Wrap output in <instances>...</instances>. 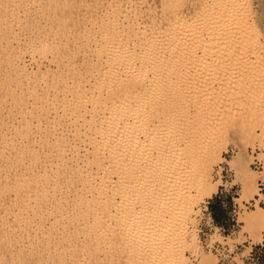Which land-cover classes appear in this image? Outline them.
I'll list each match as a JSON object with an SVG mask.
<instances>
[{"label": "rangeland", "instance_id": "rangeland-1", "mask_svg": "<svg viewBox=\"0 0 264 264\" xmlns=\"http://www.w3.org/2000/svg\"><path fill=\"white\" fill-rule=\"evenodd\" d=\"M139 1L141 0H0V264H131L133 255L129 253L127 247L133 242H138L139 239V243L143 247L142 250L145 249L146 254L155 255L151 257V260L145 261L146 264H169L167 256L157 255L160 251L174 244L176 238L171 236L172 233L157 236V232L160 233L158 229L162 230L161 227L156 229L157 232L150 233V228L153 226L151 218L147 220V225L138 220L132 221L133 216L129 213H126L121 220H111V216L118 215L119 212L117 209H110L109 212H104L103 216L101 215L103 228L96 229L95 221L89 214L90 212L82 210L77 205L80 201L78 200L79 197L85 194L82 186L84 181H87V177L91 178V181L93 180L91 182L88 179V182H90L91 188L93 185L94 189L91 195L90 193L85 194L86 200L90 201L93 197L94 202L99 200V204L106 203L112 194L109 191V185H106L108 190L104 186L106 190L102 188L104 189L102 191L101 187L106 182L103 178L106 175L110 176L113 170H117L116 173L120 172V174L126 173L125 171H128L130 164L132 163V166L133 162L136 161L135 155L132 153L131 155L127 152V154L124 153L125 157L133 155L132 157L128 156L127 159L124 157L126 160L120 157L121 151L119 152L118 147V150L115 149L117 153L119 152L117 158H122L119 164L125 163L122 166L116 165L119 159L115 157L116 155L112 158L104 145L100 144V141H95L100 134L98 135L94 130L98 128L99 121L105 119L101 117L102 115L109 118L110 113L112 115L116 111L115 108L110 109L109 106L113 99L112 93L105 92L103 87L104 90L100 89L102 86L100 83L103 84L101 79L107 76L115 82L114 80L119 78L117 76H120L116 80L117 86L120 84L122 86L124 83L128 86L129 84L127 85L128 82H126L127 76L129 77L128 72L131 70L129 72L131 73L132 70L138 68L136 65L137 68L134 66L133 69L130 68L129 70V67L123 66L121 63L115 66L114 63L105 61L107 56L104 55L109 53L108 49L113 48L112 43L109 42V37L111 38L113 35L114 21L117 23V18L124 21L125 17L129 15L128 9L135 7V9L143 11H141L142 16L138 17L140 25L138 27L143 28L146 23L149 24L152 20L158 22L161 27L173 23H170L171 8L167 9L168 4H166L167 8H164L167 0H142L141 2L144 1L143 4ZM201 1L203 0H179L178 2L181 17L190 23H185L183 26L178 24L177 28L183 32L179 33L181 42L179 40L177 44L181 43L187 46L188 50L186 49L187 53L184 52L185 46L181 44L178 45H181V49L184 48L178 49L180 47L176 46V43L166 46L167 49L159 47L155 50V54L159 53L157 55L159 61L156 62L159 65L155 63L156 66L147 67V69L156 67L157 70L155 68L153 70H156L157 73L149 69L144 84L148 92L143 93L144 91H142L143 97L146 94L145 100L147 102H145L149 104L147 105L148 109L151 105V110L147 109L148 112L144 114L148 118V124L146 123L147 127L141 131L142 133L137 128L139 133L135 134L137 138L139 137L138 139L144 140L143 137H148L150 132L154 135L151 136L156 144L153 140V142L151 141L152 138L148 139L156 145L157 149L172 142L171 145H179L178 149L181 150L182 148L181 151H184L185 155L187 154L184 155L187 157L185 159L190 158L189 161L185 160L186 162L183 164L185 168L179 175L181 184L175 193H181L180 196L186 195L181 200H185L187 205H191L193 197L196 195L195 188L202 166V160L198 155L200 145L202 142L208 141V139L204 140L205 135L201 134L204 129L202 126L214 116L217 117L215 121H224L229 116L226 114L230 111L233 116L231 115L232 117L230 116L229 119L234 116L238 117L241 105L239 106L237 102H240L238 99H241L242 96L237 97L233 90L237 89L238 86L250 89L252 83H255L257 75L261 78L264 76V0H247L246 5V2L235 3L232 9H234L236 18H233L234 15L232 18L227 17L225 22H222L224 19L222 21L220 19V23L225 24L226 31L224 32H228V34L219 32L223 34L219 35L218 33L219 36L217 34L213 36L215 32L211 29L210 31L214 34L208 35L210 31L207 32L209 28L204 21H202L204 25L202 23L196 24L199 21L198 14L201 15L200 10L203 5ZM115 3L120 6L119 9H122L119 14H125V17L113 13V9L116 7ZM134 4L135 6H133ZM209 4L213 5L214 11L216 8L219 10L220 7L225 8L228 5L225 0H209ZM107 7L108 9H106ZM212 7L210 6V10ZM111 9L112 12L105 15V12H110ZM163 9L167 10L164 11ZM212 13L216 14V12ZM110 14L117 18L113 19ZM194 14L198 16L195 17L198 19L197 22V19H193ZM112 20L114 21L112 22ZM192 20L196 23L194 24ZM103 25L105 26L103 27ZM106 26L107 29H105ZM101 27L106 30V33L102 32L104 30H101ZM109 29H111L112 34ZM108 31L110 34L107 35ZM181 35H185L184 38ZM191 36L194 40L191 39ZM210 37L212 41L216 38L215 45L223 46L219 47L220 50L217 48L216 53L218 55L216 53L211 55V53L208 54L209 52L206 53V50L205 52L202 50L204 44V46H209L208 42L213 45ZM208 38L209 41H207ZM221 41L223 43L226 41L227 44H222ZM194 45L200 48L195 49ZM231 45L234 46L232 50ZM193 47L196 51L193 50L191 53ZM219 51L221 52L219 53ZM176 52L181 55V59L175 57L178 55ZM222 53L224 55L226 53L225 59ZM194 55L196 59L192 60ZM209 55L211 56L209 57ZM187 56L188 59H186ZM223 61L227 63L225 62V64ZM17 64L18 66L22 64L23 75L15 71ZM124 69L126 70L123 71ZM105 70L110 71L107 73ZM99 71L104 74H100ZM119 71L122 72L119 73ZM154 73L158 75L155 76ZM97 81L99 83H96ZM116 82L115 84H117ZM173 85L183 86L182 94H173L169 91ZM156 87H160V91ZM156 89H158V93H156ZM219 93H221L220 99L217 98ZM107 95L109 96L107 97ZM152 96H154L153 100L151 99ZM108 99L111 102L107 101ZM153 101L158 103L157 108L163 106L164 111L157 109ZM159 103L160 106H158ZM196 111L198 115L195 114ZM200 112L206 116L199 117ZM153 113L154 118L158 119L153 118ZM223 113H226V117ZM166 114L169 118L171 116L170 119L173 121L165 117ZM168 119L169 121H167ZM97 122L98 124H96ZM169 126L175 128L169 130ZM136 127L138 126L134 128ZM257 134L260 136L261 133L258 131ZM200 135L202 136L200 137ZM100 138L102 137L100 136L98 140ZM159 139L161 142L158 141ZM221 143L219 161L212 163L210 173L211 180L218 182L219 187L210 199H204L200 202L195 210L196 213L192 215L193 223H186L187 233H194L197 239V249L195 248V252L192 253L190 251L184 252L186 261L183 264H201L203 262L201 255L212 258L213 264H264L263 253H259L257 261L247 260L251 248L262 242L264 228L261 229L258 239L253 236L254 233L246 227L243 221L245 215L253 210L255 205L264 209V203L254 202L244 195L243 180L247 178L243 167L244 163H241L240 168L232 164L233 158L241 153L242 146L233 135L232 129ZM92 145L93 147H91ZM96 146L104 148L105 155L103 153V157L106 160L100 162L102 167L100 165L95 166L96 163L94 164L92 159L95 156L93 150L98 149ZM206 146H211V144L208 142L205 144ZM256 148L261 151L262 155L264 137L253 140V144L246 148V156L250 159L249 167L255 172V185L260 196L257 185L258 179L264 175V171L258 175L251 166V155ZM98 150L95 151L96 154L102 155ZM128 150L127 147L126 151ZM115 151H113L114 154ZM107 153L111 158L106 155ZM115 158L117 160H114L116 163L113 166L109 162L113 163ZM145 161L140 163L143 164ZM33 174L34 176H31ZM111 178L117 183V174L111 175L110 181ZM34 180H36L35 183ZM98 180L104 182L103 185ZM97 181L98 183H96ZM29 182L32 183H30V187L28 186ZM19 183L22 185L25 183V188L29 187L30 189L18 191V189H24L21 184L16 186ZM130 191L123 192L125 196L129 194L133 196V192ZM96 194L99 196L97 197ZM121 194L122 191L119 192V195H114L118 202L126 198ZM122 196L123 198H120ZM140 196L142 195L140 194ZM259 196L256 197L257 200ZM169 204L164 205L165 217L167 218L165 220H168V224L164 227H167L168 232H173V228L178 226L181 218L176 201ZM100 206L95 207L99 209ZM136 206L139 209L138 204ZM212 213L215 215L214 218ZM98 229L101 230L97 233L96 230ZM103 230L104 233L107 231L108 237L102 234ZM108 231L112 232L113 235ZM137 235L141 236L138 238ZM186 240L189 242L190 238L187 237Z\"/></svg>", "mask_w": 264, "mask_h": 264}, {"label": "bare ground", "instance_id": "bare-ground-1", "mask_svg": "<svg viewBox=\"0 0 264 264\" xmlns=\"http://www.w3.org/2000/svg\"><path fill=\"white\" fill-rule=\"evenodd\" d=\"M105 1V0H104ZM111 1V0H110ZM113 1V0H112ZM137 1V0H136ZM142 1V0H141ZM141 1H139V3L141 2ZM163 1V0H162ZM164 1H166V0H164ZM181 1V0H180ZM211 1V0H210ZM224 1V0H223ZM129 2V1H128ZM144 2V1H143ZM143 2H141L142 4H143ZM167 3H165V7L164 8H167L166 7V4H168V8L167 9H169V8H171L170 10H171V12L169 13V14H172V18L171 17H169V18H171L170 19V23H172V24H170V25H168V26H165V27H161L160 25H159V23L158 22H156L155 20H152L149 24L148 23H144L145 24V26L143 27V28H141V27H138V26H140L139 25V23H138V17L140 16H142L141 15V13L143 12L142 10H140V9H135V7L134 8H130V9H128V14L129 15H127L126 17L124 16L125 14H119L120 13V10H122V9H119V5L117 6V4L115 3V8L113 9L114 11H113V13H115L116 15H117V13H118V15L117 16H122V17H125V20L124 21H122L120 18H117V17H115V16H113L112 14H110V15H112L113 16V19H115V18H117L118 19V21H119V19H120V22L118 23V21H117V23L114 21V20H112V22L114 21V26H113V24L111 25V26H113V28H112V31H113V35L111 36V38L109 37V36H107V37H109V42H111L112 43V46H113V48L112 49H108V51H109V53L108 54H106V53H104V54H106V55H104V56H107V58H105V59H107V60H105V61H110V62H112V64L114 63L115 64V66L117 65L118 66V64H123V66L125 65V66H127V67H129V70H130V68L131 69H133V67L134 66H136V65H138V68H137V66L135 67V68H137V70H132V72L131 73H129L128 72V74L127 75H129V77L127 76V75H125V76H127V79H126V82H128L127 83V85L128 86H126V84L124 85H122V86H117L118 85V82H116V80L117 79H119L120 78V76H117V77H119V78H117L116 80H114L117 84H115V82H113V80H111V79H109V77H107L106 75V77L105 78H102L101 79V81H102V83L103 84H101L100 83V85H102L101 86V88L100 89H103L105 92H109V93H112V95H113V99H112V102H111V100H107V101H110L111 102V104L109 105L110 106V109H116V111H114L113 113H112V115H111V113H110V115H109V118H106V116H101L102 118H105V119H103V120H101V122L99 121V124H98V122L96 123V124H98V128L96 129L95 127V130L94 131H96V133L99 135V137L101 136L102 138H100V140H98L99 139V137L97 136V134H95L96 136H97V138L98 139H96L95 141L97 142H101L100 144H103L104 145V147H105V149L106 150H108V152L110 153V155L112 156V158H113V156H115L116 158L117 157H119V154H121L120 155V157H125L126 155L124 154V153H128V154H130L131 155V153L133 154V155H135V160L136 161H134L133 163V165L131 166V164H130V167H129V169H128V171H125L126 173H121L120 174V172L119 173H116L117 172V170H113V171H111L113 174L115 173V174H117V177H118V181H117V183L116 182H114L113 180H112V178H111V181H110V177H111V175H113L112 173H108L110 176H108V175H106V177L105 178H103V180H105L106 182H105V184L103 185L102 183H104V182H100L99 180H100V178H102V177H100L99 178V182L103 185V187H101L100 185H98V186H100L101 187V189L102 188H104L105 190H106V187H107V190H108V186H106V185H109V188H110V193L112 194V196L106 201V203H100L99 204V200H98V202H96V200H95V202L93 201V197H92V199L90 200V201H92L91 203H90V201H87L86 199H87V197L85 196V194L87 195V194H89L90 193V195H91V192H92V190L94 189L93 188V185H92V188H91V185L89 184L90 182H88V179H90V181H91V178H89V177H87V181H84V184H83V186H82V190H83V192L85 193V194H83V196L82 197H79V199L78 200H80L79 201V203L77 204L78 205V207H80L82 210H85L86 212H90L89 214L90 215H92L91 217H93V219H94V221H95V228L97 229V228H99V227H102V220H101V215L103 216V213L104 212H109V210L110 209H117L118 210V212H119V214L118 215H116V214H114V215H112L111 216V220H121L125 215H126V213H129V214H131V216H133L132 217V221H136V220H138L140 223H142V224H145V225H147L148 223H147V220L149 219V218H151V221H152V224H153V226H151V228H150V233H155V232H157L156 231V229H158L159 227H161V229L162 230H159L158 229V231H160V233L159 232H157V236H159V235H165V234H171V236L173 237V236H175V238H176V240H175V243L174 244H171L170 246H168L167 247V249H164V250H162V251H160L159 253H158V255L157 256H167V260H169V264H183V262H185L186 261V259H185V255H184V252L185 251H190L191 253L192 252H195V248H196V246H197V243H196V241H197V239H196V237L194 236V233H187V228H186V223L187 222H192V220H191V218H192V215H194L196 212H195V210L198 208V205L200 204V202L201 201H203L204 199H210L212 196H213V194H215L216 192H217V187H219V183L218 182H213L212 180H211V166H212V163H215V162H217V161H219V158H220V153H221V149H222V143H221V141L222 140H224L225 139V137H226V135L228 134V132L232 129V132H233V135H235V137H236V139H237V141L240 143V145L242 146V148H241V153L238 155V156H236L235 158H233V165H235V166H237V167H241V163L243 162L244 163V165H243V167H244V170H245V172H246V176H247V178L246 179H244L243 180V184H244V195H245V197H248V198H250L251 200H254V202H257L258 200L256 199V197L257 196H259V194H258V192H257V189H256V183H255V172H253L251 169H250V167H249V162H250V159L249 158H247V156H246V148H247V146H251L252 144H253V140H257V139H260L261 137H264V76L261 78V77H259V75H257V77H256V81H255V83H252L253 85L251 86V88L250 89H247V88H241V87H237V89H235V90H233L234 91V93H235V95L237 96V97H240V96H242V98L240 99H238V100H240V102H237V103H239V106L241 107V108H239L240 109V113L239 112H237V110H235L237 113H239L240 115L238 116V117H236V116H234V117H236V118H230L229 119V117L232 115L233 116V114L231 113L230 114V112H226L225 114L228 116V117H226V115H225V117H226V119L224 120V121H222V122H217V121H215V119L217 118L216 116H214L212 119H210L209 118V120L210 121H208V123H206L205 125H200V126H202L204 129H203V132L201 133L202 135H205L204 136V140H206V139H208V141L206 142V141H204V142H202V144L200 145L201 146V148H200V150H199V157H200V159L202 160V162H201V171H200V175H199V179H198V181H197V185H196V188H195V193H196V195L193 197V202L191 203V205H187V204H185V200L184 201H182L181 199L184 197V196H186V195H184V196H180V195H182L181 193L179 194V193H177V194H175L176 193V190H178V186H180V179H179V175L181 174V172H182V170L185 168L184 166H183V164L186 162L185 160H187V161H189V159L190 158H188V159H185V158H187V157H184V151L182 152L181 150H183L181 147V150L180 149H178L179 148V145H177V148H176V145H171V143H167L166 144V146L165 145H160L161 147H159V145H158V149L156 148V145H154V143L152 144L149 140L150 139H148V138H152V136H154V135H152V134H150V132H149V134H148V137H143L144 138V140L142 139V140H140V139H138L137 138V136H135V134L136 133H142L141 131H144L145 129L144 128H146L147 126H146V123L148 122L147 121V117H146V115H144V114H146V112H148V110L150 109L151 110V105H150V107H149V109H148V107H147V105H149V104H147L146 102V100H145V95L146 94H144V97H143V94H142V91H144L143 93H146V92H148V91H146V89H145V78H147L146 76H147V72L149 71V69H147V67H153V66H156L155 65V63L156 62H158L159 61V57H157V55H159V53H157V54H155L156 52H155V50L156 49H159V47L161 48V47H165L166 49H167V47L169 46V45H175L174 43H176V46H178V47H180L181 45L182 46H185V45H183V44H181V43H178V44H181V45H178L177 44V42L180 40V42H181V39H179L180 37V32H183V30L181 31L180 30V28H177V26H178V24L179 25H184L185 23H190V22H187L186 20L187 19H185V18H182L181 17V13H179V7L180 6H178V2H179V0H167L166 1ZM201 2H203V5L201 6V15H199L198 14V16H196L195 14H194V18L193 19H197V18H195V17H198V19H199V21H198V19L196 20V22H194V20H192L193 21V23L195 24H198V23H202L203 25H204V22H205V25L206 26H208V31L207 32H209L210 31V29L212 30V31H214L215 32V34L213 33V32H209L208 33V35H212V33L214 34L213 36H215L216 34L218 35V33L219 32H224V31H226V29L224 28L225 26V24L224 23H222V22H225V20H226V18L227 17H230V18H232L233 17V15L235 14V12H234V9H232L233 8V6H235V3L237 4L238 2H241V3H245V5L247 4V0H225V2H227L228 3V5H226L225 6V8H222V7H220L219 8V10H217V8L215 9V11H214V8L212 7L213 5H211V4H209V0L207 1V0H203V1H201ZM121 3V2H120ZM119 3V4H120ZM212 3V2H211ZM232 3H234V4H232ZM240 3V4H241ZM133 4V3H132ZM239 4V3H238ZM111 5V4H110ZM113 5V4H112ZM146 5V4H145ZM242 5H244V4H242ZM245 5L243 6V7H245ZM106 6V5H105ZM131 6V5H130ZM133 6H135V4L133 5ZM137 6V5H136ZM138 6H139V4H138ZM150 6V5H149ZM185 6V5H184ZM183 6V7H184ZM210 6L212 7L211 8V10H213V11H211L210 10ZM240 6V5H239ZM144 7V6H143ZM110 8V7H109ZM113 8V7H112ZM146 8V7H145ZM148 8H150V7H148ZM147 8V9H148ZM178 8V9H177ZM187 8V7H186ZM106 9H108V7L106 8ZM146 9V10H147ZM166 9V10H167ZM173 9V10H172ZM126 10V9H125ZM146 10H144V11H146ZM164 11H166L165 9H163ZM105 11V10H104ZM107 11V10H106ZM142 11V12H141ZM147 11H149V10H147ZM112 12V9L110 10V12H105V15L108 13H111ZM126 12V11H125ZM211 12V13H210ZM212 12H216V14H213ZM148 13V12H147ZM207 13H210L209 15H207ZM114 14V15H115ZM212 14V15H211ZM104 15V16H105ZM109 15V16H110ZM149 16V15H148ZM182 16H183V14H182ZM190 16V15H189ZM106 17V16H105ZM139 17V18H140ZM152 18V17H151ZM191 18V19H192ZM233 18H236L235 17V15H234V17ZM103 19H105L104 17H103ZM116 19V20H117ZM220 19H221V21L224 19V21H222L221 23H220ZM109 20V19H108ZM111 21V20H110ZM189 21H191V20H189ZM202 21H204V22H202ZM103 23H105V22H103ZM102 23V24H103ZM107 23V22H106ZM142 23V24H143ZM101 24V25H102ZM105 25H103V27H104ZM221 26V27H220ZM109 28V27H108ZM105 29H107V26H106V28ZM182 29V28H181ZM225 29V30H224ZM100 30V29H99ZM101 30H104L102 27H101ZM106 30H104V31H102V32H104V33H106L105 32ZM109 31H111V29H109ZM108 31V32H109ZM112 31H111V34H112ZM103 33V34H104ZM180 33V34H179ZM222 33H219V35L220 34H222ZM225 33V32H224ZM223 33V34H224ZM108 34H110V32L109 33H107V35ZM222 34V35H223ZM225 34H228V32H226ZM218 35V36H219ZM181 36H183V35H181ZM185 36V35H184ZM184 36H183V38H184ZM192 37V36H191ZM209 37V36H208ZM212 37V36H211ZM210 37V40L212 39ZM228 37V36H227ZM182 38V40H184ZM196 38V37H195ZM214 38V37H213ZM223 38V37H222ZM226 38V37H225ZM229 38V37H228ZM191 39H193V37L191 38ZM217 39H218V37H217ZM220 40H222L221 38H219ZM101 40H103V39H101ZM106 40V39H105ZM108 40V39H107ZM186 40H187V38H186ZM194 40V39H193ZM196 40V39H195ZM215 40H216V38H215ZM215 40H211L212 42H213V45H211L212 43L211 42H208V45L209 46H202V50H203V52H205V50H206V53L207 52H209L208 54H210L211 53V55L213 54V53H216V51H217V48L219 49V47L220 46H222V45H220L219 47H218V45H215L216 44V41ZM219 40V41H220ZM226 40V39H225ZM185 41V40H184ZM187 41H189V39L187 40ZM192 41V40H191ZM191 41H190V43H191ZM207 41H209V38H208V40ZM215 41V42H214ZM219 41H218V43H219ZM229 41V40H228ZM107 42V41H106ZM193 42V41H192ZM222 42V41H221ZM110 43V44H111ZM184 43V42H183ZM187 43V42H186ZM194 43V42H193ZM206 43V42H205ZM211 43V44H210ZM224 43H226V41H224ZM223 42H222V44H224ZM104 44H106V43H104ZM108 44V43H107ZM106 44V45H107ZM185 44V43H184ZM188 44H189V42H188ZM200 44V43H199ZM198 44V45H199ZM207 44V43H206ZM227 44V43H226ZM191 45V44H190ZM196 45H197V41H196ZM196 45H194L195 47H196ZM167 46V47H166ZM226 46V45H225ZM110 47V46H109ZM175 47V46H174ZM177 47V48H178ZM187 46H185V48H184V52H186L187 53V50H188V48H186ZM198 47V46H197ZM195 48V49H198V48H200V47H198V48ZM223 47V46H222ZM221 47V48H222ZM230 47V46H229ZM234 47V46H233ZM232 45H231V50H232ZM170 48H171V46H170ZM173 48V47H172ZM182 48V49H183ZM191 48V47H190ZM174 49V48H173ZM178 49H181V47L180 48H178ZM178 49H177V51H178ZM181 49V50H182ZM187 49V50H186ZM194 49V47L192 48V51H191V53L193 52V50L194 51H196ZM226 49V48H225ZM227 49H228V47H227ZM162 50H164L163 48H162ZM161 50V51H162ZM172 50V49H171ZM186 50V51H185ZM220 50V49H219ZM230 50V51H231ZM159 51V50H158ZM175 51V50H174ZM198 51H200V50H198ZM226 51H228V50H226ZM234 51V50H233ZM105 52V51H104ZM160 52V51H159ZM172 53H175V52H173V51H171ZM179 52H181V51H179ZM183 52V51H182ZM181 52V53H182ZM203 52H202V54H203ZM221 51H219V53H220ZM229 52V51H228ZM236 52V51H235ZM177 54H178V52H176ZM176 54V55H177ZM184 54V53H183ZM182 54V55H183ZM194 54H195V52H194ZM217 55H218V53H216ZM223 54V56H224V59H225V55H226V53H225V55H224V53H222ZM228 54V53H227ZM102 56H103V54H101ZM188 56H190L189 54H187ZM193 55V54H192ZM204 55V54H203ZM211 55H209V57L211 56ZM220 55V54H219ZM179 56H180V58H179ZM185 57H186V54L184 55ZM187 56V58L186 59H188L189 57ZM206 56V55H205ZM208 56V55H207ZM213 56H216V55H213ZM229 56V55H228ZM230 56H231V54H230ZM234 56H235V54H234ZM237 56H238V53H237ZM175 57H178V59H181L182 57H181V55L180 54H178L177 56H175ZM201 57H203V56H201ZM200 57V59H202ZM217 57V56H216ZM196 59V57H195V55L194 56H192V60L193 59ZM227 58V57H226ZM229 58V57H228ZM227 58V59H228ZM177 58H176V60H178ZM210 59V58H209ZM213 59V58H212ZM214 59H215V57H214ZM218 59V58H217ZM223 59V58H222ZM190 60V59H189ZM211 60V59H210ZM219 60V59H218ZM217 60V61H218ZM232 60V59H231ZM101 61V60H100ZM103 61V60H102ZM101 61V62H102ZM161 61V60H160ZM195 61V60H194ZM222 61V60H221ZM227 61H229V60H227ZM98 62V61H97ZM197 62V61H196ZM214 62H215V60H214ZM224 62V61H223ZM226 62V61H225ZM224 62V63H225ZM230 62H232V61H230ZM229 62V63H230ZM233 62H234V60H233ZM108 63V62H107ZM227 63V62H226ZM225 63V64H226ZM157 64V63H156ZM109 65V64H108ZM157 65H159V64H157ZM21 66H22V64H21ZM20 65L18 66V64L16 65V67H15V71H17V72H19V74L20 75H23V69H22V67H21ZM103 66V65H102ZM105 66V65H104ZM123 66L121 65V68H123ZM110 67V66H109ZM120 67V66H119ZM126 68V67H125ZM155 69H156V67H154ZM153 68V69H154ZM102 69V68H101ZM107 69V68H106ZM127 69V68H126ZM126 69H124L123 71H125ZM153 69H150V70H153ZM112 70H113V68H112ZM111 70V71H112ZM122 70V69H121ZM128 70V69H127ZM157 70V69H156ZM155 70V71H156ZM104 71V70H103ZM105 71H107V70H105ZM110 71V70H109ZM109 71H107V73L109 72ZM154 71V70H153ZM154 71V72H155ZM100 72V71H99ZM120 72H122V71H119V73ZM113 73V72H112ZM156 73H157V71H156ZM99 74V73H98ZM100 74H104V73H101L100 72ZM122 74V73H121ZM155 74V73H154ZM156 75H158V74H155V76ZM111 77V76H110ZM124 77V76H123ZM99 78H100V76H99ZM112 78V77H111ZM114 78V77H113ZM116 78V77H115ZM151 78H153V77H151ZM156 78V77H155ZM123 79V78H122ZM124 80V79H123ZM149 80V79H148ZM100 81V80H99ZM99 81H97L96 83H99ZM100 81V82H101ZM149 82V81H148ZM253 82V81H252ZM120 83V82H119ZM152 83V82H151ZM150 84V83H149ZM148 84V85H149ZM99 85V84H98ZM151 85H153V84H151ZM150 85V86H151ZM160 85H162V84H160ZM97 86V85H96ZM125 86V87H124ZM157 86V85H156ZM244 86V85H243ZM103 87V88H102ZM119 87V88H118ZM144 87V89L142 90V88ZM249 87V86H248ZM149 88V87H148ZM151 88V87H150ZM152 88H154V87H152ZM156 88H159V91H160V87H156ZM99 89V90H100ZM106 89H107V91H106ZM115 89V90H114ZM170 90L169 91H171L173 94L175 93V94H182V92L184 91V89H183V86H174L173 85V87H170L169 88ZM98 90V91H99ZM112 90V91H111ZM150 90V89H149ZM157 90V92L156 93H158L159 91H158V89H156ZM246 90V91H245ZM113 91H114V93H113ZM146 91V92H145ZM152 91V90H151ZM155 91V90H154ZM153 91V92H154ZM181 92V93H180ZM108 93V94H109ZM152 93V92H151ZM155 93V94H156ZM172 93H169L170 95H173ZM208 93V92H207ZM100 94V93H99ZM110 96H112L111 94H109ZM109 95H107V97L109 96ZM148 95V94H147ZM101 96V95H100ZM106 96V95H105ZM149 96H151V95H149ZM174 96V95H173ZM153 97L154 96H152V100H153ZM175 97V96H174ZM220 97H221V93H219L218 95H217V98L218 99H220ZM101 98V97H100ZM102 98H104V97H102ZM110 98V97H109ZM147 98V97H146ZM156 98V97H155ZM154 98V99H155ZM106 99V98H105ZM104 99V100H105ZM185 99V98H184ZM102 100V99H101ZM149 100H150V98H149ZM106 101V102H107ZM146 101V102H145ZM157 101L159 102V100L157 99ZM161 101V100H160ZM181 101H182V98H181ZM185 101V100H184ZM150 102V101H149ZM152 102V101H151ZM154 102V101H153ZM156 102V101H155ZM154 102V103H155ZM186 102V101H185ZM102 103V102H101ZM189 103V102H188ZM153 104V103H152ZM156 104V108H157V104L158 103H155ZM166 104H167V102H166ZM173 103H171V105H172ZM178 104V103H177ZM182 104H184V103H182ZM104 105H105V103H104ZM165 105V104H164ZM238 105V104H237ZM153 106V105H152ZM158 106H160V103H159V105ZM166 106V105H165ZM173 106H174V104H173ZM187 106V105H186ZM238 106V107H239ZM162 107V108H161ZM167 107H169V106H167ZM178 107V106H177ZM176 107V108H177ZM108 108V107H107ZM159 108V107H158ZM157 108V109H158ZM184 108V107H183ZM202 108V107H201ZM234 108V107H233ZM148 109V110H147ZM155 109V108H154ZM154 109H152V111L154 110ZM159 109H163V106H160V108ZM166 109V108H165ZM180 109H182L181 108V106H180ZM186 109V108H185ZM184 109V110H185ZM198 109V108H197ZM204 109V108H203ZM229 109V108H228ZM228 109H227V111H228ZM237 109V108H236ZM238 109V110H239ZM147 110V111H146ZM154 111H156V109L154 110ZM153 111V112H154ZM163 111H164V109H163ZM162 111V112H163ZM168 111V110H167ZM167 111H165L166 113H167ZM200 111H202V110H200ZM206 111V110H205ZM234 111V110H233ZM161 112V113H162ZM178 112V111H177ZM198 112H199V110H198ZM206 112H208V111H206ZM151 113V112H150ZM150 113H148V114H150ZM159 113V112H158ZM202 113L203 114H206L205 112H203L202 111ZM202 113L200 112V115H199V117H205V116H203L202 115ZM236 113V114H237ZM155 114H156V112H155ZM160 114V113H159ZM165 114V113H164ZM195 114H197V111H196V113ZM235 114V113H234ZM153 115V118H154V113L152 114ZM151 115V116H152ZM198 115V114H197ZM215 115V114H214ZM224 115H222V116H224ZM150 116V117H151ZM164 116V115H163ZM180 116H182V115H180ZM179 116V117H180ZM231 116V117H232ZM107 117H108V115H107ZM155 117H157V116H155ZM165 117H167V114H166V116ZM165 117H163V118H165ZM177 117V116H176ZM179 117H178V119H179ZM167 118H169V117H167ZM170 118H171V116H170ZM169 118V119H170ZM181 118H183V117H181ZM197 118V117H196ZM220 118V116L218 117V119ZM152 119V118H151ZM154 119H158V118H154ZM169 119L167 120V121H169ZM199 119V118H198ZM198 119H195V120H198ZM233 119H236V120H233ZM100 120V119H99ZM160 120V119H159ZM163 120V119H162ZM171 120V119H170ZM180 120V119H179ZM193 120H194V118H193ZM200 120V119H199ZM204 120V119H203ZM83 121H84V119H83ZM152 121V120H151ZM158 121V120H157ZM171 121H173V119L171 120ZM201 121V120H200ZM150 122V121H149ZM160 122V121H159ZM92 123V122H91ZM91 123H90V125H91ZM161 123V122H160ZM198 123V122H197ZM201 123H202V121H201ZM94 124V123H93ZM148 124V123H147ZM150 124H152V123H150ZM196 124V123H195ZM198 124H200V122L198 123ZM162 125V124H161ZM135 126H138V127H136V128H134ZM199 126V125H198ZM159 127V126H158ZM196 127V126H195ZM137 128L139 129L138 131H137ZM165 128V127H164ZM169 128V130H171V129H174L175 127L174 126H169L168 127ZM198 128V127H197ZM148 129V128H147ZM167 129V128H166ZM200 130H201V128H200ZM147 131V130H146ZM260 132L261 134H260V136H258V134H257V132ZM158 132V131H157ZM200 132V131H199ZM153 133V132H152ZM166 133V132H165ZM165 133H163L164 134V136H165ZM168 133H173V132H168ZM162 134V135H163ZM200 134V133H199ZM94 135V134H93ZM137 135V134H136ZM145 135H146V133H145ZM152 135V136H151ZM169 135V134H168ZM167 135V136H168ZM202 135H200V137L202 136ZM147 136V135H146ZM151 136V137H150ZM166 136V137H167ZM174 136V135H173ZM94 137V136H93ZM156 137V136H155ZM166 137H164V138H166ZM94 138H96V137H94ZM147 138V139H146ZM160 138H161V136H160ZM170 138V137H169ZM90 139H91V137H90ZM101 139H102V141H101ZM88 140V139H87ZM153 140V138L151 139V141ZM174 140V139H173ZM92 141H94V140H92ZM154 141V140H153ZM152 141V142H153ZM158 141H160V139L158 140ZM167 141H169V140H167ZM176 141V140H175ZM103 142V143H102ZM150 142V143H149ZM155 142V141H154ZM161 142V141H160ZM210 143L211 144V146H206L205 147V144H207V143ZM9 143V142H8ZM11 143V142H10ZM9 143V144H10ZM5 144V143H4ZM83 144V143H82ZM90 144H91V142H90ZM93 144H94V142H93ZM99 144V145H100ZM155 144H156V142H155ZM163 144V143H162ZM97 145V144H96ZM102 145V146H103ZM126 145H128L127 147L129 148V150L128 151H126V149H127V147H126ZM175 146V147H174ZM58 147V146H57ZM91 147H93V145L91 146ZM90 147V148H91ZM119 147V154L116 152ZM84 148V147H83ZM96 148H98V149H95V150H93L94 151V154H95V156H93V162H94V164H95V166L96 165H100V167H102L101 165L102 164H100V162L101 161H103V160H106V158H104L103 157V153H104V148H101V147H97L96 146ZM103 149V152H101V149ZM108 148V149H107ZM124 148H126L125 150H124ZM115 149H117L116 151H115ZM177 149V150H176ZM86 150V149H85ZM97 150H98V152L100 151V153H102V155L101 154H99L98 155V153L96 154V152H97ZM180 150V151H179ZM22 151V150H21ZM92 151V152H93ZM96 151V152H95ZM113 151H115V154H114V152ZM24 152V151H23ZM84 152H86V151H84ZM88 152H89V150H88ZM109 153H107L106 155L108 156V154ZM124 155H123V154ZM126 153V154H127ZM253 153L254 152H252V155H251V157H252V161H253ZM31 154V153H30ZM65 154V153H64ZM2 155V154H1ZM20 155H22V154H20ZM61 155V154H60ZM83 155V154H82ZM101 155V156H100ZM104 155H105V153H104ZM130 155H127V157L128 156H130ZM132 155V156H133ZM187 155V154H186ZM185 155V156H186ZM19 156V155H18ZM32 156H33V154H32ZM32 156H30L31 158H32ZM106 156V157H107ZM132 156H130V157H132ZM22 157V156H21ZM38 157V156H37ZM85 157V156H84ZM91 157H92V155H91ZM109 158H111L110 156H108ZM127 157H125L126 159H127ZM259 157H262V155H261V153H259L258 154V158ZM29 158V157H28ZM113 159V163H111V162H109L110 164H112L113 166L115 165V163H116V161H115V163H114V160H117V159H119V160H117V164L116 165H121V164H119L121 161H122V158L120 159V158H117V159ZM124 158V159H125ZM129 158V157H128ZM133 158V159H134ZM144 158V159H143ZM108 159V158H107ZM123 159V160H124ZM125 159V160H126ZM141 159H143V161H140ZM111 160V159H110ZM121 160V161H120ZM124 160V161H125ZM132 160V159H131ZM144 160H146L145 161V163H143V164H141L142 162H144ZM91 161V160H90ZM141 163H140V162ZM190 162H192V161H190ZM29 163H30V161H29ZM102 163V162H101ZM125 163V162H124ZM124 163L122 164V165H124ZM121 165V166H122ZM251 165H252V163H251ZM113 166H111L112 168H113ZM111 167H110V169H111ZM74 168V167H73ZM72 168V169H73ZM115 168H116V166H115ZM103 169V168H102ZM114 169V168H113ZM74 170V169H73ZM76 170V169H75ZM99 170V169H98ZM112 170V169H111ZM255 170V169H254ZM80 171H81V169H80ZM31 172V171H30ZM79 172V171H78ZM110 172V171H109ZM121 172H123V171H121ZM257 173H258V171H256ZM97 173V172H96ZM18 174V173H17ZM107 174V173H106ZM14 175V174H13ZM30 175V174H29ZM85 175V174H84ZM258 175H261L260 173H258ZM31 176H34V174L33 175H31ZM42 176H43V174H42ZM79 176V175H78ZM90 176V175H89ZM92 176V175H91ZM94 176V175H93ZM14 177V176H13ZM85 177V176H84ZM97 177H99V176H97ZM108 177V178H107ZM261 177V176H260ZM96 178V177H95ZM85 179V178H84ZM14 180H16V179H14ZM82 180V179H81ZM102 180V181H103ZM35 181L36 180H34V183H35ZM93 181V180H92ZM91 181V182H92ZM98 181L96 182V183H98ZM30 183L31 182H29V187H30ZM80 183V182H79ZM20 184L21 183H19V184H16V186L17 185H19L20 186ZM24 184L25 183H23V185L21 184V187L23 188V186H24ZM32 184V183H31ZM36 185V184H35ZM34 185V186H35ZM15 186V187H16ZM104 186H106V187H104ZM258 186V185H257ZM26 187V185L24 186V189H21V190H19L18 189V191H22V190H27V189H30L29 187H27V189L25 188ZM100 187H99V189H100ZM18 188V187H17ZM34 188V187H33ZM100 189V190H101ZM104 189H102V191H104ZM17 190V189H16ZM34 190V189H33ZM78 190H80V189H78ZM127 190H131L130 192L133 194V196L131 195V194H129V195H131L130 197H131V199H129L130 197H129V195H127V196H125V193L123 192V191H127ZM95 191V190H94ZM121 191H122V194L121 195H124L126 198L125 199H123V200H121V199H119V200H121V201H117L116 200V198L114 197V195L117 193L118 195H119V192L121 193ZM100 192V191H99ZM98 192V193H99ZM129 192V193H130ZM143 194H142V193ZM80 193V192H79ZM81 194V195H82ZM117 194L115 195V196H117ZM135 194V195H134ZM140 194L142 195V196H140ZM43 195V194H42ZM75 195V194H74ZM80 195V194H79ZM78 195V196H79ZM92 195H93V193H92ZM97 195V194H96ZM187 195H189V194H187ZM99 195H97V197H98ZM95 197V196H94ZM135 197V199H133ZM120 198H123V196L122 197H120ZM192 198V197H191ZM15 199H17V198H15ZM73 199H75V198H73ZM77 199V198H76ZM45 200V199H44ZM89 200V199H88ZM18 201H19V199H18ZM76 201V200H75ZM136 201V202H135ZM172 201H176V206H177V208L179 209V215H180V222H179V224H178V226H175V228H173L174 230H173V232H168V230L164 227V226H166V224H168V220L166 221L165 220V212H166V210H164L165 208V204H168V205H170L169 203H171ZM88 202V203H87ZM173 203H175V202H173ZM96 204V205H95ZM97 204H99V205H97ZM138 204V207H139V209L137 208V206L135 207V205H137ZM101 205V206H100ZM95 206H100V208L98 209L97 207H95ZM180 206V207H179ZM166 207H168L167 205H166ZM94 208H97L96 210L94 209ZM146 209V210H145ZM115 211V210H114ZM117 213V212H116ZM167 219V218H166ZM243 221L245 222V224H246V227L249 229V230H251L254 234H253V236H256V238H258L259 239V233H261L260 231H261V229L262 228H264V209H262V208H260L259 206H257V205H255V207H254V209L253 210H251V211H249L246 215H245V217L243 218ZM154 222V223H153ZM170 222V221H169ZM193 223V222H192ZM170 224V223H169ZM150 225H151V223H150ZM103 228V227H102ZM166 229V230H165ZM55 230V229H54ZM99 230H101V229H98V230H96L97 231V233L99 232ZM164 230V231H163ZM171 230V229H170ZM59 231V230H58ZM95 231V230H94ZM95 231V232H96ZM145 231V230H144ZM94 232V235L96 234ZM103 233L102 234H105L106 235V233H107V231H106V233H104V230L102 231ZM108 233H110V234H112L113 235V233L112 232H109L108 231ZM143 233V232H142ZM145 233H147V231H145ZM55 234H57V233H55ZM52 236V235H51ZM109 235H106L105 237H108ZM111 236V235H110ZM141 235H137V237L139 238ZM103 237V236H102ZM104 237V238H105ZM187 237H189L190 238V240H189V242H187V240H186V238ZM46 238V237H45ZM140 242V239L138 240V242H133V244H131V243H128V244H131V245H129L128 247H127V249L129 250V253L130 254H132L133 255V261H132V263L131 264H146L145 263V261H149V260H151V257L153 256H155V255H152L151 253H148V254H146V252H145V249H143L142 250V246H141V244L139 243ZM197 249V248H196ZM70 254H73V253H70ZM58 255V254H57ZM127 255V254H126ZM132 255H130V256H132ZM203 255H201L200 257L202 258L201 260H203V262H201V264H213V260H212V258H206V256H203ZM54 257V256H53ZM55 258V257H54ZM131 258V259H132ZM71 259V258H70ZM209 259H211V260H209ZM248 260V259H247ZM48 261V260H47ZM210 261V262H209ZM212 262V263H211ZM129 264V263H128Z\"/></svg>", "mask_w": 264, "mask_h": 264}, {"label": "built area", "instance_id": "built-area-1", "mask_svg": "<svg viewBox=\"0 0 264 264\" xmlns=\"http://www.w3.org/2000/svg\"><path fill=\"white\" fill-rule=\"evenodd\" d=\"M261 153V151L256 148L253 153V161H252V168L258 171V173H261L264 171V152H262V157L258 158V154ZM258 190L260 193V196L258 197V203H264V175H262L258 179ZM259 253L264 254V237L262 238V242L255 245L253 248H251L248 256V261L254 262V260H258ZM255 264V263H253Z\"/></svg>", "mask_w": 264, "mask_h": 264}, {"label": "trees", "instance_id": "trees-1", "mask_svg": "<svg viewBox=\"0 0 264 264\" xmlns=\"http://www.w3.org/2000/svg\"><path fill=\"white\" fill-rule=\"evenodd\" d=\"M210 209H212V206H210ZM214 211H215V208H214ZM213 214V213H212ZM215 217V215L213 214V218Z\"/></svg>", "mask_w": 264, "mask_h": 264}]
</instances>
